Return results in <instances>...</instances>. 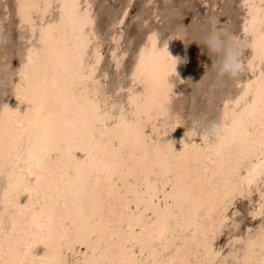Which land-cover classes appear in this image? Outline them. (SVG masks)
<instances>
[{
    "label": "snow or ice",
    "instance_id": "6c2138e0",
    "mask_svg": "<svg viewBox=\"0 0 264 264\" xmlns=\"http://www.w3.org/2000/svg\"><path fill=\"white\" fill-rule=\"evenodd\" d=\"M243 7L244 39L231 36L235 94L178 152L153 123L168 112L176 65L156 33L133 58L130 86L112 93L107 72L97 75L106 44L117 74L130 56L119 11L93 13L87 0L3 9L0 26L15 16L23 47L19 66L5 54L2 70L27 107L2 109L0 264H264V0ZM241 217L253 224L232 239ZM225 230L229 242L217 248Z\"/></svg>",
    "mask_w": 264,
    "mask_h": 264
},
{
    "label": "rangeland",
    "instance_id": "374dc122",
    "mask_svg": "<svg viewBox=\"0 0 264 264\" xmlns=\"http://www.w3.org/2000/svg\"><path fill=\"white\" fill-rule=\"evenodd\" d=\"M93 13L100 14L113 10V15L119 11L126 23L122 26L124 37L122 44L130 56L125 57L124 65L117 74V70L108 67L109 48L107 44L102 48L105 60L101 62V70L107 71L110 89L116 83L122 85L128 81V72L136 56L138 47L147 35L156 33L158 43L174 39L177 42V62L179 72L173 78L177 95L171 101V110L181 122L182 127H193L205 116L211 120L217 118L218 110L223 99L235 94V88L229 78L221 79L212 69L214 57L209 55L202 43L207 35L209 26L216 21L219 27H224L230 36L242 39L240 32L244 8L240 0H90ZM15 0H0V16L5 7H12ZM127 11L128 16L123 13ZM138 17V19H137ZM107 22L108 17H101ZM13 23L0 26V103L5 102L10 95L12 75L5 76L2 70L4 56L7 54L9 63L15 68L19 61L18 55L23 47L18 29V19L13 16ZM184 21H187L185 25ZM119 31V30H118ZM7 40V43H5ZM249 56V49H245V60ZM219 57H216L218 59ZM244 60V61H245ZM242 74L241 79L247 77ZM222 81L224 82L222 84ZM208 102V103H207ZM195 139H198L195 138ZM246 202L239 205L238 211H246ZM239 228L231 230V236L240 234L244 228L251 227L253 222L243 217L237 221ZM230 239L228 230L218 238L216 246H224ZM221 242V243H220Z\"/></svg>",
    "mask_w": 264,
    "mask_h": 264
},
{
    "label": "bare ground",
    "instance_id": "6f19581e",
    "mask_svg": "<svg viewBox=\"0 0 264 264\" xmlns=\"http://www.w3.org/2000/svg\"><path fill=\"white\" fill-rule=\"evenodd\" d=\"M41 2H43V0H41ZM52 2L53 3H58L59 0H52ZM84 2H85V0H81V3H84ZM87 2L90 3V0H87ZM246 2H252V3H255V4L259 5L261 3V0H240V3L242 5V7H243V5ZM246 16H247V9L244 8V15H243V19L241 21V27H240V32L242 33V39H244L243 29H244V18ZM122 19H124V18H122ZM18 25H19V21H18ZM151 34H149V35H151ZM149 35H147V37ZM147 37L145 38V40L141 44V46L138 47V50L136 52V55H138L139 49L141 47H143V45L145 43H147ZM158 47L159 48H163L167 52L168 56L171 59L176 60V65H175L174 71L168 77L169 82L173 85V89H172L173 95L171 97V101H172L173 97L177 95V91H178V90H176V87H175V84H174V80H173L174 79L173 77L175 75H177L178 72H179V66H178V62H177V42L174 39H169V40H166L165 42L158 43ZM248 49H249V56L244 61L245 65L247 64L248 59H251V56H252L251 48L249 47ZM109 59H111L110 51H109ZM19 63L17 65V67L19 66ZM171 63H172L171 61L165 62L164 61V58H162V57L159 60V64H160L162 70H166V69L170 68L171 67ZM112 67L114 69H116L115 64H112ZM133 67H134V64L132 62V65H131L130 70L128 72V81H127L126 84L122 85L125 88H127L131 84V81H130L129 78L131 76V72H132ZM105 72H107V71L101 70L98 73V75H97V79H100L105 74ZM247 74H248L247 77L243 79V82H245V83L247 82V80L249 79V77H251V72H247ZM103 82L104 83H107V81H103ZM117 90L118 89H116L115 87H112L110 89V91L112 93L116 92ZM230 98H232L231 95L225 97L223 99V101L221 102V105H220L219 110H218L217 118L221 114V111H222V108H223V102L225 100H227V99H230ZM120 99L126 101L127 100V93L126 92L123 93L121 95ZM5 106H8L12 110H16L18 108L21 113L27 107L26 105L20 104V102L17 101L16 94H15V90H14V83L13 82H12L11 92H10L9 98L5 102L0 103V122H2L3 119H4V115H3L2 109ZM174 115L175 114L172 113L171 103H170L169 106H168V112L167 113L160 114L158 120L157 119H154L153 120V123H159L160 138L162 139V143H169V142L172 143L173 150L178 152V151H180L182 149V147L184 146L185 142L188 139L186 137V133L189 132L193 127H190V128H184V127H182L181 122ZM166 131H167V135L165 136V132ZM150 132H151V129L150 128L149 129H146V133H150ZM191 142H194V143H197V144L200 143L199 139H195V138L192 139ZM2 187H3V181L0 180V189H2ZM0 212H2V209H0ZM248 228L249 227L244 228L243 232H246ZM243 232H241L240 234H242ZM240 234L239 233L238 234L236 233V235L234 234V236H231V238L232 239H236L238 237V235H240ZM228 242L225 245H227ZM81 251H82V249H81ZM43 253H44V249H43L42 246H37L35 249H33V255L36 256V257H39V256L43 255Z\"/></svg>",
    "mask_w": 264,
    "mask_h": 264
},
{
    "label": "clouds",
    "instance_id": "9594fccd",
    "mask_svg": "<svg viewBox=\"0 0 264 264\" xmlns=\"http://www.w3.org/2000/svg\"><path fill=\"white\" fill-rule=\"evenodd\" d=\"M202 43L208 54L214 57L213 71L221 79L230 78L239 55V48L232 37L227 32L219 31L210 25Z\"/></svg>",
    "mask_w": 264,
    "mask_h": 264
}]
</instances>
